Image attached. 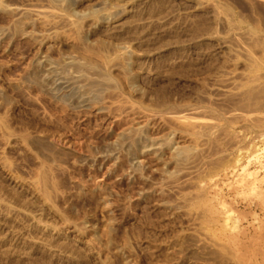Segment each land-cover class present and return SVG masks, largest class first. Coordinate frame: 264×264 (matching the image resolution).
I'll return each mask as SVG.
<instances>
[{"label": "rangeland", "instance_id": "obj_1", "mask_svg": "<svg viewBox=\"0 0 264 264\" xmlns=\"http://www.w3.org/2000/svg\"><path fill=\"white\" fill-rule=\"evenodd\" d=\"M96 2L0 0V264H264V0Z\"/></svg>", "mask_w": 264, "mask_h": 264}, {"label": "bare ground", "instance_id": "obj_2", "mask_svg": "<svg viewBox=\"0 0 264 264\" xmlns=\"http://www.w3.org/2000/svg\"><path fill=\"white\" fill-rule=\"evenodd\" d=\"M57 2L69 3L71 0H55ZM109 10L103 14V18H112L117 15L119 12L124 10V6L119 3H112L111 0H97L91 10L104 9L108 8ZM216 38L222 48L228 49L230 53H235L236 50L232 48L225 34L217 33ZM121 54L126 60V64L129 67L131 65V59L133 56L132 48L127 44H121L119 46ZM50 76L54 79L56 89H64L67 93L77 97V102L80 104L88 103L91 100V95L83 92V76L74 75V76H65L59 73L54 67H49Z\"/></svg>", "mask_w": 264, "mask_h": 264}]
</instances>
